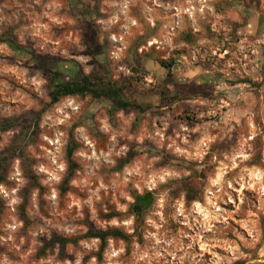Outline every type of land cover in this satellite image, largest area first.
Masks as SVG:
<instances>
[{
  "label": "rangeland",
  "instance_id": "obj_1",
  "mask_svg": "<svg viewBox=\"0 0 264 264\" xmlns=\"http://www.w3.org/2000/svg\"><path fill=\"white\" fill-rule=\"evenodd\" d=\"M245 1L0 0V34L11 30L37 54L130 81L124 95L142 106L114 110L91 95L52 103L45 71L0 42V116L42 112L38 138L26 146L30 165L15 158L0 184V237L18 224L16 243L25 240L19 255L0 245V264L25 253L26 264H264V29H236ZM255 1L264 11V0ZM72 100L85 102L76 116L62 107ZM16 133L0 130V151ZM27 169L41 189L29 186ZM128 175L135 187L125 184ZM100 184L107 190L96 193ZM136 190L156 194L143 220L129 212ZM90 226L120 228L129 238L108 239L102 249L100 239L93 246L98 238L82 237L42 253L49 236L30 237L44 228L74 238Z\"/></svg>",
  "mask_w": 264,
  "mask_h": 264
},
{
  "label": "trees",
  "instance_id": "obj_2",
  "mask_svg": "<svg viewBox=\"0 0 264 264\" xmlns=\"http://www.w3.org/2000/svg\"><path fill=\"white\" fill-rule=\"evenodd\" d=\"M0 42L8 44L13 50L27 53L31 59L45 71L50 80L53 92L52 103H56L62 97L68 95H91L96 99L110 100L114 110L140 111L142 108L139 103L125 97L124 91L127 83L130 82L127 81L128 79L126 77H124V80L127 82H124L123 80H114L105 71H92L86 73L82 69L81 64L75 59L46 57L37 54L26 45L19 43L11 30L4 31L0 34ZM97 43H99L98 38L95 39L94 44ZM90 52L92 55L94 54L93 44H91ZM41 113V111H30L17 116H0L1 131L10 129L17 130V133L10 144L0 151V184L7 180L9 167L15 158H21L26 165H30L31 161L27 156L26 146L29 143L36 141L38 138L37 121L39 120ZM70 141L71 143L68 147V159H72L76 144L73 138ZM133 154H130L128 158L120 163L119 167L121 168L126 162L130 161L133 158ZM166 157L176 160V158L169 156ZM76 166L77 165H72V162H70V173L75 171ZM26 173L30 182L29 186L31 188L41 189L42 185L38 181L33 170L27 169ZM64 183H68V179L64 180ZM63 190H65V188ZM132 195L134 199L130 204L129 212L133 214L137 220H143L154 205L156 194L152 190H145L143 192L136 190ZM112 216L113 215H110V217ZM82 237L100 239L101 247L103 249L106 246L109 237L128 240L129 235H127L122 229L116 227L102 229L90 226L89 230L83 236L70 238L60 234L53 235L50 239L45 241L42 253H45L48 249H53L56 245L64 248L69 242L77 243Z\"/></svg>",
  "mask_w": 264,
  "mask_h": 264
},
{
  "label": "clouds",
  "instance_id": "obj_3",
  "mask_svg": "<svg viewBox=\"0 0 264 264\" xmlns=\"http://www.w3.org/2000/svg\"><path fill=\"white\" fill-rule=\"evenodd\" d=\"M113 22H115V20H113ZM111 39L114 40V39H116V37H111ZM84 103H85L84 101H80L79 103H77L75 100H72V101H69L68 103L63 104L62 107H63V110H65V112H67L68 109H71L72 110V114L74 116H76V115H78L77 109H80L83 106ZM65 119L67 120V115H66ZM61 122H63V121H61ZM69 123H71V122L69 121ZM89 123H90V121H89ZM100 130L101 131H108V129H107L106 126L105 127H101ZM112 140L115 141V136L112 137ZM126 151H127L126 148L125 149H121L119 152H114L113 153V156H122V155H124L126 153ZM101 156L105 160H107V166L109 168H111L115 164V161L113 159H110V158L104 156V154H101ZM90 158H94L97 161V163L94 164L93 167L99 166V161H100L101 157H97L96 154L93 152ZM65 167H66V165H64V164L57 165V170L62 174L63 171H64V169H65ZM34 170L35 171H38V172L45 171L44 168H35ZM137 171L138 170L135 169V168L132 169V173H136ZM125 172H128V169L127 168H125ZM16 175H19V172H17ZM13 178H15V177H13V176H10L9 177V179H13ZM61 178H62V175L50 176V179L52 181H57V182ZM128 180H131L132 181V184H133V187H135L136 181H135V178L132 175H128L127 176V178L125 180V184L127 183ZM49 182H50L49 180L42 181V183H44V184H48ZM70 183L73 186H78V181L77 180H72ZM22 186H23V181H21L20 187H22ZM0 187H2V186H0ZM18 190H19V187L17 188V191ZM101 190H107L106 189V186L104 184H100L99 185V187L96 189V193L100 192ZM5 195H8V194L5 193ZM93 195H95V193ZM95 198L97 200L100 199V197L98 195H96ZM12 203H14V204L20 203L19 198H17L16 200H13ZM112 223L115 224V221H113ZM19 227H20V225H18V224L13 225L12 226V231L9 232V234L7 235V238L6 239L4 237H0V245H8L9 251L10 252H14L16 255H19L20 254V249L23 248L24 243H25V240L24 239H21L19 241V244L16 243L15 232H16L17 229H19ZM65 231H68V230L66 229ZM38 235H48L49 236V239L51 238L50 237V234L46 233V230L44 228H40L37 231L30 232V237L33 240H35V238ZM9 241H11V244L10 245L8 244ZM91 243H92L93 246H95V245L99 244V239H94V240L91 241ZM109 243H111V237H109ZM56 247L58 249L59 248V245H57ZM69 247H71V246H69ZM26 262H29V257L25 253L24 257L20 261L16 262V264H26ZM76 264H80L79 260H77ZM89 264H97V262H96L95 259H93V260H90L89 261Z\"/></svg>",
  "mask_w": 264,
  "mask_h": 264
},
{
  "label": "flooded vegetation",
  "instance_id": "obj_4",
  "mask_svg": "<svg viewBox=\"0 0 264 264\" xmlns=\"http://www.w3.org/2000/svg\"><path fill=\"white\" fill-rule=\"evenodd\" d=\"M241 18L236 29L259 32L264 29V11L255 0H247L240 5Z\"/></svg>",
  "mask_w": 264,
  "mask_h": 264
},
{
  "label": "built area",
  "instance_id": "obj_5",
  "mask_svg": "<svg viewBox=\"0 0 264 264\" xmlns=\"http://www.w3.org/2000/svg\"><path fill=\"white\" fill-rule=\"evenodd\" d=\"M194 7H195L194 5H191L190 7L186 8L185 12L191 14L193 12L192 10L194 9ZM114 40H117V39H114ZM112 54H115V52L112 51Z\"/></svg>",
  "mask_w": 264,
  "mask_h": 264
},
{
  "label": "bare ground",
  "instance_id": "obj_6",
  "mask_svg": "<svg viewBox=\"0 0 264 264\" xmlns=\"http://www.w3.org/2000/svg\"><path fill=\"white\" fill-rule=\"evenodd\" d=\"M151 43H153V44H151ZM156 43H157L156 40H153L152 42H151V41L149 42L150 45H154V44H156Z\"/></svg>",
  "mask_w": 264,
  "mask_h": 264
}]
</instances>
